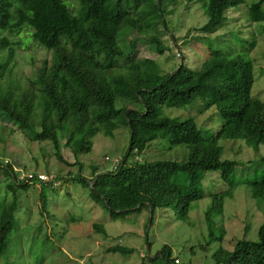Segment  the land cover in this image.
<instances>
[{
    "label": "trees",
    "instance_id": "1",
    "mask_svg": "<svg viewBox=\"0 0 264 264\" xmlns=\"http://www.w3.org/2000/svg\"><path fill=\"white\" fill-rule=\"evenodd\" d=\"M73 1L75 7L64 0H0L1 137L5 134L2 123L9 124L26 140L48 141L56 161L70 167L76 163L63 158L62 144L74 155L89 153L96 133L112 136L116 129L126 126L130 144L123 164L118 162L104 173L92 167L88 178L76 175L73 180L90 189L112 220L147 207L152 214L155 209L170 208L177 220L185 221L192 203L202 197L205 173L219 172L226 189L211 196L204 218L208 237L213 239V216L222 210L225 198H232L236 187L233 171L238 165L220 159L218 141L242 139L252 147L264 144V103L251 97V62L216 49L208 53L199 69L181 63L172 73L162 74L153 59L138 57L136 40V35H147L150 50L163 52V34L159 31L162 0ZM198 1L207 21L191 31L210 34L221 25L225 11L244 0ZM262 5L261 0L248 8L251 23L264 21ZM4 33L21 35L26 43L39 42L51 53L50 60L41 61L24 85L12 63V46L19 42H11ZM129 34L135 36L127 42ZM197 98L203 99L204 110L216 107L221 117L219 129L208 138H202L192 119L178 122L161 114L162 106L179 108ZM156 139H164L170 146H186L187 160L127 165L132 154H141ZM260 161V178L244 182L258 201L264 199V158ZM0 172L13 197L3 207L0 204V259H4L12 240L27 238L30 217L22 218L24 227L16 225L20 223V216L16 218L17 191L35 183L67 179L68 175L46 182L35 174L19 179L4 160L0 161ZM38 202V216L44 217L47 199L42 191ZM93 228L105 234L102 226L94 224ZM106 252L129 255L134 250L116 244ZM158 258L170 263L167 246ZM212 258L214 264H264V222L257 241L239 240L232 251L219 248ZM171 263L179 261L173 258Z\"/></svg>",
    "mask_w": 264,
    "mask_h": 264
},
{
    "label": "rangeland",
    "instance_id": "2",
    "mask_svg": "<svg viewBox=\"0 0 264 264\" xmlns=\"http://www.w3.org/2000/svg\"><path fill=\"white\" fill-rule=\"evenodd\" d=\"M64 1L75 7L73 0ZM155 1L152 0L153 3ZM260 1L244 0L241 5L227 9L221 25L206 34L191 31L207 21L205 10L198 0H162L163 28L159 31L163 34L160 42L164 50L162 53L151 51L148 36L136 35L138 57L153 59L160 72L168 74L177 70L181 63L190 69H199L211 50L220 49L227 55H241L253 66L251 97L264 103V21L251 23L248 18V8ZM4 35L11 42H19L12 46V63L14 72L24 80V85L41 61L50 60L51 53L39 42L26 43L21 35ZM134 36L129 34L126 41ZM161 114L178 122L192 119L202 138L213 135L221 125L216 107L204 110L201 98L179 108L162 106ZM2 128L5 134L0 135V161L8 162L19 179L32 174L38 175L43 182L57 175H68V178L35 183L27 190L17 191L19 215L16 218L20 216V223L16 222V225L24 227L21 225L22 218L30 217L27 238L12 240L9 243L11 251L0 259V264H164L161 258L155 259L163 246L168 247L169 264H172L173 258L178 259V264H214L212 255L219 248L232 251L239 240H258V230L264 222V199L258 201L253 198L250 187L244 182L257 180L262 175L260 160L264 158V144L252 147L242 139L218 141L220 159L238 165L233 171L236 187L232 198H225L222 210L213 216L214 234L210 240L205 213L211 204V196L226 189L219 172L205 173L200 186L202 197L192 203L185 221L177 220L170 208L155 209L152 214L147 207L112 220L91 196L90 189L73 178L76 175L88 178L92 167H96L97 173H104L122 162L130 144L128 127H119L112 136L96 133L91 138L89 153L74 155L62 144L63 158L76 163L70 167L56 161L54 149L48 141L26 140L17 128L6 123H2ZM187 158L186 146H170L166 140L156 139L141 154H132L127 165L151 161L182 163ZM3 178L0 172L2 207L13 198ZM41 191L47 199L44 217L38 216ZM94 224L102 226L105 234L97 232ZM116 244L132 248L134 252L129 255L106 252L109 246Z\"/></svg>",
    "mask_w": 264,
    "mask_h": 264
},
{
    "label": "built area",
    "instance_id": "3",
    "mask_svg": "<svg viewBox=\"0 0 264 264\" xmlns=\"http://www.w3.org/2000/svg\"><path fill=\"white\" fill-rule=\"evenodd\" d=\"M177 56L180 57V54H177ZM32 175L28 176V177H31ZM38 179H39V176H38ZM41 179H45V177H42ZM40 180V179H39ZM42 181V180H41Z\"/></svg>",
    "mask_w": 264,
    "mask_h": 264
},
{
    "label": "water",
    "instance_id": "4",
    "mask_svg": "<svg viewBox=\"0 0 264 264\" xmlns=\"http://www.w3.org/2000/svg\"><path fill=\"white\" fill-rule=\"evenodd\" d=\"M122 164H123V162H122ZM151 211V210H150Z\"/></svg>",
    "mask_w": 264,
    "mask_h": 264
},
{
    "label": "clouds",
    "instance_id": "5",
    "mask_svg": "<svg viewBox=\"0 0 264 264\" xmlns=\"http://www.w3.org/2000/svg\"><path fill=\"white\" fill-rule=\"evenodd\" d=\"M175 262H177V261H175Z\"/></svg>",
    "mask_w": 264,
    "mask_h": 264
}]
</instances>
